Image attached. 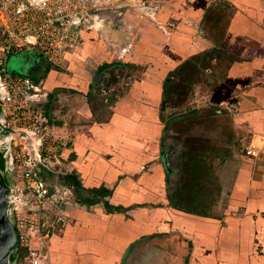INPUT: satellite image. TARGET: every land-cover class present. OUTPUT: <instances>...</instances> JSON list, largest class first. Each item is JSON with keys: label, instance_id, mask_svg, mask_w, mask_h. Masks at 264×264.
I'll use <instances>...</instances> for the list:
<instances>
[{"label": "crops", "instance_id": "0c3cea01", "mask_svg": "<svg viewBox=\"0 0 264 264\" xmlns=\"http://www.w3.org/2000/svg\"><path fill=\"white\" fill-rule=\"evenodd\" d=\"M122 1L107 12L109 29L82 31L64 71L35 51L12 55L11 73L43 76L51 131L69 142L65 175L44 174L71 191L65 221L48 228L46 264H264V146L244 153L264 133V0H145L156 11L143 18L140 0ZM107 62L134 70L125 92L105 83ZM110 90L117 98L104 116L96 109ZM187 108L206 110L177 117ZM191 124L201 136L186 134ZM171 125L220 158L199 174L214 188L197 210L171 206L162 192Z\"/></svg>", "mask_w": 264, "mask_h": 264}, {"label": "built area", "instance_id": "2783aa9c", "mask_svg": "<svg viewBox=\"0 0 264 264\" xmlns=\"http://www.w3.org/2000/svg\"><path fill=\"white\" fill-rule=\"evenodd\" d=\"M122 2L0 0V152L6 155L12 178L7 197L19 251L15 264H46L48 228L65 221L71 191L51 186L44 178L45 173L64 167L69 142L51 131L52 118L42 108L49 95L43 76L10 73L7 59L18 52L35 51L46 63L58 65L82 40L83 30L109 29L112 23L107 12L119 9ZM138 8L154 16L145 0ZM262 146L264 133L256 134L244 146V153L256 156Z\"/></svg>", "mask_w": 264, "mask_h": 264}, {"label": "rangeland", "instance_id": "374dc122", "mask_svg": "<svg viewBox=\"0 0 264 264\" xmlns=\"http://www.w3.org/2000/svg\"><path fill=\"white\" fill-rule=\"evenodd\" d=\"M144 0H140L138 3H141ZM148 10H150L152 13H155V8L154 9H150L148 8ZM138 15L137 17H141L143 18L145 15V13L143 12V10L138 9ZM108 62H115L114 60L108 61ZM107 62V63H108ZM105 63V64H107ZM50 67H53L55 65L48 64ZM104 65V63L102 64ZM113 65V64H111ZM59 67H61L62 69H58L59 71H64L65 66H63V64H59ZM117 67V66H116ZM111 68H113V66H109L108 63V67H105V72L109 71L110 74L109 76H107L106 79V84H118L119 85V92L123 93L125 92V89L127 88V84L129 83V81L132 80V73H133V69H128V67L126 65H123L121 68L122 71H115L112 70ZM118 68V67H117ZM16 69V61H14V56H10L7 59V64H6V70L8 72H12L13 70ZM135 70L138 69L137 67L134 68ZM186 69H188L186 67ZM194 69L193 66H189V70ZM116 72V73H115ZM115 75L117 76H114ZM96 79V78H95ZM196 80V79H194ZM96 82V80L94 81ZM200 82V81H199ZM204 86V85H203ZM194 88V87H193ZM104 98H106V108L104 107L102 109V105L99 104L96 111H100L104 116L108 115V111L109 106L111 105V102H109L108 97L113 101L114 99L117 98V96H115V94H113V90H110L109 92L104 93ZM96 104V103H95ZM175 110L172 111V114H177V106L178 104H175ZM181 106V105H179ZM203 110H206V108L204 109H200L195 111L194 108H187V111H185V113L177 116V117H181L180 119L185 120L188 119L190 116H194V115H203L205 114V112ZM170 113H167L166 115H169ZM164 114V116H166ZM184 117V118H183ZM204 125H207L206 123ZM175 125H171L169 132L167 133L169 137H164L163 141V145L161 146V155L163 157V160L165 162V178H164V197H166L165 201H168L169 204L171 206H174L175 208H181V209H185V210H197V208H199V206L204 205L205 202H208V199L205 201V199L207 197L212 196L213 194V186L211 185V183L208 182L209 179L205 178V179H200L199 177H202L201 175H206V177H208V173L203 172L206 170H210V163L213 164L215 163L217 160L219 161L220 158H218V156H214L212 154H207L205 153L206 149L204 148V153L202 152V154H200L201 152H199V146L200 144L197 143V141H195L194 137L191 138H184L185 135L183 134V137H179V129H176V127H174ZM204 128H206L204 126ZM177 131V132H176ZM183 132V131H182ZM201 132H199V130L194 129V126L191 124L190 129H187L186 134H191V136H201L200 135ZM62 138V137H60ZM209 142V139L206 138ZM61 140H65V139H61ZM185 140H188L189 143H185ZM208 145L204 144L203 147H207ZM201 149H203L202 147H200ZM63 163L66 165L67 160L63 159L62 160ZM65 165L63 168H60V170L58 171H54L55 173L52 174H58V176L54 177L52 175H49L47 178L48 180H51L50 178H56V181H58L57 179H60V176L65 175L66 173V168ZM187 165V170H184V167ZM193 168H195L197 171H193ZM144 171H147L146 168L144 169ZM201 174V175H199ZM211 174V171H210ZM198 185V186H196ZM109 195V194H108ZM107 195V196H108ZM156 200V199H155ZM146 202H141L139 204H135L133 207V209H142L144 207H146ZM160 204V203H159ZM162 204V203H161ZM167 204V203H166ZM156 205V204H155ZM154 205V207H155ZM129 210V208H122L120 211L123 213H126ZM128 216V215H127ZM144 232V231H143ZM147 235L146 233H140L138 239L136 242L140 243V244H145L146 243V239Z\"/></svg>", "mask_w": 264, "mask_h": 264}, {"label": "water", "instance_id": "95a60500", "mask_svg": "<svg viewBox=\"0 0 264 264\" xmlns=\"http://www.w3.org/2000/svg\"><path fill=\"white\" fill-rule=\"evenodd\" d=\"M46 62V59L38 54ZM20 69V68H18ZM97 78V77H96ZM8 197L6 196V187L3 183L0 172V228H1V245H0V264H9L7 261V254L9 250L16 249L17 237L15 229L8 219ZM10 246V249H8ZM13 253V254H14Z\"/></svg>", "mask_w": 264, "mask_h": 264}, {"label": "flooded vegetation", "instance_id": "af4514ba", "mask_svg": "<svg viewBox=\"0 0 264 264\" xmlns=\"http://www.w3.org/2000/svg\"><path fill=\"white\" fill-rule=\"evenodd\" d=\"M2 157H3V169L0 170L1 172V177L3 175H6V170L8 169V164H7V158H6V155L4 153H2ZM8 173V171H7ZM9 192V190H8ZM8 192H7V188H6V196H8ZM7 215H8V219H9V222L11 223L12 225V221L10 219V214L9 212H7ZM13 226V225H12ZM14 228V227H13ZM16 233V232H15ZM0 237H1V228H0ZM17 237V236H16ZM0 245H1V240H0ZM10 249V246L9 248ZM14 253V249L11 248V250H9L8 254H7V261L9 264H15L16 261L18 260V257H19V251H18V248H17V245H16V249H15V253Z\"/></svg>", "mask_w": 264, "mask_h": 264}, {"label": "trees", "instance_id": "16d2710c", "mask_svg": "<svg viewBox=\"0 0 264 264\" xmlns=\"http://www.w3.org/2000/svg\"><path fill=\"white\" fill-rule=\"evenodd\" d=\"M3 160L4 159L2 157V153L0 152V170L3 169V165H2ZM2 180H3V183H4L5 187L7 188V192H8V190L10 188V184L12 182V178L9 175V173H7V170H6V175H3L2 176ZM64 180H65V182L67 184H70L71 185L72 184L71 182L74 181V178H72V177H65Z\"/></svg>", "mask_w": 264, "mask_h": 264}]
</instances>
